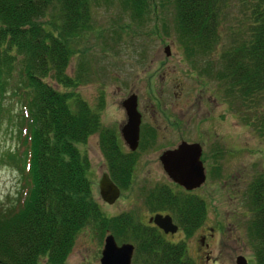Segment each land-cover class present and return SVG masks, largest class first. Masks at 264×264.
<instances>
[{"label": "trees", "instance_id": "trees-1", "mask_svg": "<svg viewBox=\"0 0 264 264\" xmlns=\"http://www.w3.org/2000/svg\"><path fill=\"white\" fill-rule=\"evenodd\" d=\"M93 1L0 0V131L5 119L14 121L7 113L8 95H20L14 122L21 145L10 160L30 184L23 204L0 208V264H66L78 233L91 224L102 235L133 242V264H197L184 242L168 241L131 212L106 216L93 195L88 157L78 145L107 130L101 114L76 91L84 70L78 78L67 73L78 39L91 28ZM166 1L174 7L177 38L190 60H207L228 32L229 42L216 63L209 60L213 64L206 72L229 100L241 103L243 122L264 139V0H164L162 5ZM152 2L156 9L159 3ZM121 3L138 24L149 20L146 0ZM102 146L110 159L111 142L103 138ZM131 174L123 173L124 182ZM250 192L248 233L256 264H264L263 174ZM147 202L153 212L171 213L188 236L207 217L206 202L196 194L154 189Z\"/></svg>", "mask_w": 264, "mask_h": 264}, {"label": "rangeland", "instance_id": "rangeland-1", "mask_svg": "<svg viewBox=\"0 0 264 264\" xmlns=\"http://www.w3.org/2000/svg\"><path fill=\"white\" fill-rule=\"evenodd\" d=\"M121 1H93L91 28L78 39V53L73 55L67 73L78 78L81 68L84 70L79 79L82 85L77 87L91 107H96L100 92L105 93L108 106L104 113L105 122L118 123L121 114L116 103L117 97L128 96L137 90L141 107L146 111V106H150L148 118H145L155 121L157 117L154 116L151 106L157 109L156 99L148 89L144 90L147 79L143 80L141 76L152 75L151 71L160 63L167 66H161L155 76V95L159 96V100L171 103L177 117L190 119V123L194 122V131L190 127H184L183 133L190 134L191 137H198L199 134L207 137L209 133H220L221 137L228 141L224 157L219 159L221 165L223 162V171L220 170L218 174L221 177L216 179L209 176L207 183L195 191L199 197H203L207 205L204 226H215V236L206 239V242L211 244L210 247L202 248L201 235L206 233L200 227L194 234L186 237L188 253L197 264H214L212 261H205V249L218 257L216 264H235V255L240 250L238 242L233 240L236 239L233 232L237 227L248 241L244 253L250 258V264H256L254 245L248 233V222L252 215L250 188L256 177L264 175V139L252 126L243 122L239 111L241 103L236 104L225 97L223 89L220 90L221 83L206 72L207 64H213L212 61L216 63L218 54L229 42L228 32H222L223 43L215 47V51L207 60L196 56L190 60L184 53L183 44L177 38L175 10L171 3L166 1V5H162L164 0H146L148 6L151 4V15H145L144 18L149 20L138 24L131 11L123 8ZM152 1L159 3L156 9ZM168 44L172 46L170 57L166 56L165 51ZM148 70L150 71L147 72ZM125 83L127 85H124ZM54 85L60 88L56 82ZM148 85L149 83L147 87ZM11 89L13 91L14 85ZM61 89L64 91L67 88L63 86ZM176 92L180 94V98L176 97ZM212 93L218 96L217 100ZM22 100L20 95L12 92L6 100L10 107L7 113L15 122ZM70 102L72 103V100ZM224 114L225 119L222 118ZM9 120H4L0 131V208L6 211L13 209L19 202L23 204L30 188L23 172L10 160V154L17 151L21 144L16 123ZM203 122L210 128L201 127ZM168 137L176 139L177 131L174 130ZM78 146L82 152L85 150L89 154L91 170L88 169V177L92 181L93 195L106 216L111 218L123 212H131L141 222H149V216L152 214L147 196L152 190L147 189L156 182H168L165 174L150 167H142L135 173V182L121 190L117 202L108 203L102 198L98 185L106 170L102 164V158L105 157L99 135H92L86 144ZM205 147L207 153L212 150L209 145ZM144 158L159 160L155 153ZM211 161L215 162L214 159ZM218 219L226 220L227 227H224V231L217 225ZM178 230L175 238L183 237L181 228ZM221 232L224 235H221V240L218 241ZM106 235H102L101 230L93 224L86 226L78 233L66 264H101ZM221 243H224V248Z\"/></svg>", "mask_w": 264, "mask_h": 264}, {"label": "flooded vegetation", "instance_id": "flooded-vegetation-1", "mask_svg": "<svg viewBox=\"0 0 264 264\" xmlns=\"http://www.w3.org/2000/svg\"><path fill=\"white\" fill-rule=\"evenodd\" d=\"M168 45L170 46V48H172V46L170 44H168ZM166 54H167V52H166ZM166 56L170 57L171 54L170 55L167 54ZM161 66H163V68L167 67L165 65H161V63H160L158 67H156L154 70L151 71L152 75H150V76L147 75L145 77L141 76V79L142 78H143V80L145 78L147 79L146 86H145L144 90L146 91L148 89L147 91L149 93L154 94V98L156 99V104L158 106L157 109L155 108V106H151L152 110H154V112H153L154 116L157 117V118H155V121L147 120L145 118V116L147 117V114L150 110V106H148V105L146 106V111H145V109H143L141 107V102L139 100L140 98H139V93H138L137 88H135L137 91H133L130 94V95L137 94L138 109L142 115L141 116V124H140L138 144H137V147L135 149L132 148L130 142L127 141L123 135V129L129 124V117L127 115V111H126L125 107L123 106V102L130 95L123 96V97L122 96L117 97L116 103L118 104V110L121 114V117H120V120L118 121V123H117V121H114L115 123L111 124V122L107 123L104 121V113L107 111L108 106H107L105 93L100 92V95L98 97L99 98L98 103L96 104V107L94 109L98 113L101 114V123L103 126L102 130H107V132L105 133L104 131H98V132H95L94 134L99 135L101 146H102V139L105 138L106 140H109L111 142L112 149L115 150V151H113L115 153L112 154L110 159L107 157V153L103 150L105 159L102 158L103 159L102 164H104V166L106 168L104 173H108L110 175L111 179L122 190L123 184L125 186L129 187L132 183L135 182L134 176H135V173H137V171H139L142 167H144V168L150 167L152 169L157 170L158 172H163L169 181L168 182L167 181H159V182L154 183L153 185L151 184L152 186L148 187L149 189H147V190L173 189L175 191H184L188 194L189 193L190 194H196L195 191L207 183L209 176H210V178H211V176H213V178H216V179L221 177V175H218V174H220V170H222L223 162L221 165V162L219 161V159L224 157L223 155L225 153V147H226L228 141L226 142L221 137L220 133H209V135L207 137H206V135H202V134H199L198 137H191L190 134L183 133L184 127H186V128L190 127L194 131V129H195L194 122L190 123L191 122L190 119L185 120L182 117H177L175 114V109L172 107L171 103L163 102V101L159 100V98H158L159 96L157 94L155 95V91L157 90L155 88L156 87V80H155L156 77L155 76H156V74L159 71V68ZM149 71L150 70H148L147 72H149ZM147 83H149L148 87H147ZM81 85L82 84H79L78 87ZM124 85H127V84L125 83ZM78 87H77L76 91H78V93L81 94L78 90ZM117 87L119 90L120 86L118 85ZM132 88H133V85H132ZM220 90H222V88ZM222 93L226 97L224 90H222ZM175 94H176L177 98H180V94L178 92H176ZM212 95H214L216 97V98L214 97L215 100L218 99V96H216L215 93L214 94L212 93ZM83 99L85 101H87L84 97H83ZM120 99H122V100H120ZM221 99H223V98H221ZM211 115H215V114L211 113ZM224 117H225V114L222 116V118L225 119ZM218 119H219V117H218ZM200 125H201V127H209L208 124H206L205 122L201 123ZM174 130L177 131V137H176V139L172 140L168 137V135L172 134V132H174ZM94 134H92V135H94ZM92 135H90L89 138ZM89 138L87 139V141L89 140ZM86 142H84V143L81 142V143H79V145L80 144H86ZM184 142H187L189 144H199L200 145V147H201L200 161L203 163V166L205 167L206 175H207L206 181L204 182V184L201 185L199 188L191 190V191L187 190L185 188V186H183L179 182H176L174 179H172L168 175V172L166 170V165H165L166 163L162 159L163 155L167 151L178 149L179 146ZM206 145H209L212 147V150H210L208 153L206 152V147H205ZM157 147H160V149H158ZM102 149H103V146H102ZM213 149H215V150H213ZM82 153L83 154L86 153V155L88 157V161H89V168L91 170L89 154L85 150ZM151 153L157 154V157L159 158V160H156L154 158L151 160L144 158V157H147ZM211 159L212 160L214 159L215 162L212 163ZM130 170L132 172L131 179H130L129 183H126V181L124 182L125 176L123 175V173L128 172ZM112 174H114L115 179L117 181H115L113 179ZM102 176H101V178H102ZM143 189H146V188H143ZM196 195H198V194H196ZM202 199H203V197H202ZM115 203H113V204H115ZM150 213L152 214V216H154L157 213H161L164 215H166V214L171 215V213H169V212H153L151 210H150ZM152 216H149L150 218L148 217L149 222H146L145 223L146 225H151L153 227H156L158 229V231L161 232L166 237V239L170 242H173V243L184 242L187 245L186 237H188V235L186 234V232L182 229L180 224L175 220V218L172 215L171 216L173 217L174 222L179 225V229L181 228L182 232L184 233V236L181 238H178V237L175 238V236L177 235V234L175 235V233H171V232L166 233L163 228L159 227L157 224H155L154 222L151 221ZM204 223L200 226L201 228L204 229V231L206 233V234L201 235L202 236L201 246H202V248L203 247L208 248V247H210L211 244L209 242H206V239L209 238V236H212V237L215 236V233L213 231L216 230V227L211 226V225L204 226ZM226 224H227L226 220L225 221H223L221 219L217 220V225H219L220 229L223 231H224V227H227ZM229 229L231 230V227ZM233 233H235V237H236V239L234 238L233 240L235 242H238L239 248H240V250H238V252L234 258L235 264H237L238 257L242 256V255L245 256L250 263L251 262L250 258L248 257V255H246L244 253V252H246V249L248 247V246L245 247V245H248L247 244L248 241L244 238L242 233H240V228L238 230V228L235 227ZM221 235H224V233L223 232L220 233L218 241L221 240ZM170 237H172L173 239H171ZM221 244L223 245V248H224V246H225L224 243H221ZM223 248H221V250H223ZM203 252H204V257H205L206 262L212 261V262H214V264H216L218 262L216 260V259H218V257L213 256L211 251L205 249ZM222 252L220 253V255L222 254Z\"/></svg>", "mask_w": 264, "mask_h": 264}, {"label": "water", "instance_id": "water-1", "mask_svg": "<svg viewBox=\"0 0 264 264\" xmlns=\"http://www.w3.org/2000/svg\"><path fill=\"white\" fill-rule=\"evenodd\" d=\"M171 54L170 46L165 48ZM129 117V124L123 129V135L130 142L133 149L137 147L141 113L138 109L137 94L130 95L123 102ZM167 156V157H166ZM201 147L199 144L182 143L178 149L167 151L162 159L165 161L168 175L176 182L181 183L187 190L199 188L206 181V170L200 161ZM102 198L108 203H114L121 195V188L104 173L98 183ZM151 221L163 228L166 233H176L179 225L174 222L170 214H156ZM135 245L132 242L118 243L114 234L105 237L102 250L101 264H132ZM237 264H250L245 256H239Z\"/></svg>", "mask_w": 264, "mask_h": 264}]
</instances>
